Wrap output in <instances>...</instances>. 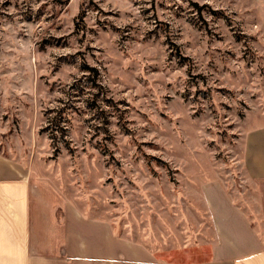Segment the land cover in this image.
Masks as SVG:
<instances>
[{"label": "rangeland", "instance_id": "obj_1", "mask_svg": "<svg viewBox=\"0 0 264 264\" xmlns=\"http://www.w3.org/2000/svg\"><path fill=\"white\" fill-rule=\"evenodd\" d=\"M249 121L264 0H0V155L52 179L101 243L175 258L202 202L248 199Z\"/></svg>", "mask_w": 264, "mask_h": 264}, {"label": "crops", "instance_id": "obj_2", "mask_svg": "<svg viewBox=\"0 0 264 264\" xmlns=\"http://www.w3.org/2000/svg\"><path fill=\"white\" fill-rule=\"evenodd\" d=\"M248 124L240 167L249 198L202 202L175 258L148 239L118 245L105 236L103 248L100 234L88 235L101 225L80 221L52 179L0 155V264H264V122Z\"/></svg>", "mask_w": 264, "mask_h": 264}, {"label": "trees", "instance_id": "obj_3", "mask_svg": "<svg viewBox=\"0 0 264 264\" xmlns=\"http://www.w3.org/2000/svg\"><path fill=\"white\" fill-rule=\"evenodd\" d=\"M81 69H83V70H85V69L92 70V69H89L86 65L85 66L83 65ZM92 71H94L95 75L97 74V72L95 70H92Z\"/></svg>", "mask_w": 264, "mask_h": 264}]
</instances>
